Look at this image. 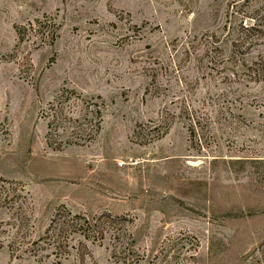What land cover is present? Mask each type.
<instances>
[{"label":"rangeland","instance_id":"obj_1","mask_svg":"<svg viewBox=\"0 0 264 264\" xmlns=\"http://www.w3.org/2000/svg\"><path fill=\"white\" fill-rule=\"evenodd\" d=\"M256 3L0 0V264H264Z\"/></svg>","mask_w":264,"mask_h":264},{"label":"trees","instance_id":"obj_2","mask_svg":"<svg viewBox=\"0 0 264 264\" xmlns=\"http://www.w3.org/2000/svg\"><path fill=\"white\" fill-rule=\"evenodd\" d=\"M249 1V0H246ZM256 3L255 7L251 10L250 13H248V17H250L252 20H254V23L247 25V26H241L240 25V29L238 30L239 34H240V39L239 42L243 43L244 41H246V39L248 37H260L261 36V30L259 28V26L263 27L264 26V0H254ZM240 6L243 7L244 6V1L240 3ZM244 14L246 15L247 12H244ZM243 30L246 32H243ZM243 34V35H242ZM239 46L241 45L240 43L238 44ZM247 70H249V72L251 74H256L258 77L259 75H262L264 73V55L261 56L259 58L258 61H252L249 65H247ZM57 113L61 114V111H57ZM71 118V117H68ZM49 123H51L49 121ZM109 217V216H108ZM83 218V217H82ZM84 221H87V219H84ZM68 223V221L66 219H62V218H58V217H54L53 220L51 221V224L48 225V227L45 230V233L47 235V233H49L51 231V234L48 236V238L51 237V242L52 244L56 243L60 244L58 242V239L56 240V235L59 233H57V231H59V229L64 228L65 225ZM87 224V222H86Z\"/></svg>","mask_w":264,"mask_h":264}]
</instances>
